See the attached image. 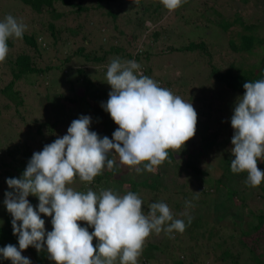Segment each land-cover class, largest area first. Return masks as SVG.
I'll return each mask as SVG.
<instances>
[{
  "label": "trees",
  "instance_id": "obj_1",
  "mask_svg": "<svg viewBox=\"0 0 264 264\" xmlns=\"http://www.w3.org/2000/svg\"><path fill=\"white\" fill-rule=\"evenodd\" d=\"M189 1L194 2L190 8H183L181 13L172 11L173 20L181 18L182 26L203 22L220 27L222 36L226 35L227 49L232 53L228 64L223 67L215 65L211 59L213 47L208 41L189 40V33L183 32L180 33L182 44L171 42L173 35L164 34V27L159 21L160 14L167 10L160 0H95V5L84 0H0V10L3 11L0 20L11 14L26 25L22 38L7 41L8 55L4 62H0L2 103H9L11 109L20 114L28 108L25 105L28 95L34 91L38 95L40 92L35 88L43 85L45 92L41 101H50L51 92L55 91V100L77 106L85 102L93 107L99 116L100 129L93 131H97L101 138L107 136L111 139L118 125L101 104L107 102L111 91L106 80L107 66L113 59L120 58L136 61L145 76L186 102H191L199 120L197 124L204 126L205 132L207 123L221 121L218 115L221 108L212 98L205 96H192L187 100L186 92L188 90L190 94L191 88L173 87L170 81L154 75L152 60L155 56L173 51L193 54V57L196 53L207 56L210 78L228 92L242 96L245 82L264 79V9L260 8L259 0ZM184 4L187 5L188 1ZM95 10H100V16L93 14V17L86 18L89 12ZM229 11H233L232 14ZM24 12L28 16L20 17ZM62 16H72L74 25L57 23ZM160 39L165 47H156ZM51 50L56 51L53 61L48 55ZM207 100L210 103L204 111L199 104ZM50 112L51 109L46 107L47 116ZM81 115L83 113L79 112L72 119ZM200 115L205 117V121ZM53 116L52 121L48 117L37 123L36 134L43 137L36 141L33 133H17L11 124L0 130V248L8 244L18 247V237L12 232V217L3 203L4 193L11 191L5 181L19 178L32 154L54 142L57 130L61 128L62 131V125L70 124V119H64L67 116L64 112H54ZM59 122H62L61 126ZM102 125L106 134H102ZM204 132L205 138L210 140L205 143L207 148L217 143L223 145L222 151L227 153L226 142L231 143L232 137H225L217 130L209 129L208 134ZM192 143L187 142L191 144L188 150H168V158L151 172H137L135 167L120 164L118 155L113 152L109 158L116 160L117 167L114 170L105 167L102 174L87 187L97 194L110 186L121 190V196L131 191L142 199L146 214L151 203L163 202L169 206L174 219L184 220L186 228L183 233L153 232L145 242L138 264H264V236L259 235L264 229V206L258 204L259 199L264 201V181L257 187H251L246 182V172L233 173L227 168L221 176L213 178V183H205L209 181V175L198 158L206 153L201 151L196 155L197 148H193ZM262 161H257L259 170ZM137 167L143 169L144 165ZM132 168L137 177L129 171ZM185 169L192 172V176L184 172ZM125 170L131 173L117 177L118 172L124 175ZM168 171L173 174L170 182L165 179ZM261 171L264 172V169ZM230 177L235 182L229 185L226 180ZM203 178L208 181L203 182ZM76 180L80 179L77 177ZM167 182L174 184L173 194L159 199L165 193L163 187L167 186ZM76 190L81 191L80 188ZM83 192H86L85 189ZM27 199L35 209L39 202L37 197L29 195ZM41 219L45 221L46 232L51 231V217L41 214ZM80 226L87 227L90 233L94 230L86 222ZM96 243L94 238L93 244ZM21 254L30 258L31 264H54L46 251L38 253L31 246ZM0 264H11V261L0 256ZM115 264H119V260Z\"/></svg>",
  "mask_w": 264,
  "mask_h": 264
},
{
  "label": "clouds",
  "instance_id": "obj_2",
  "mask_svg": "<svg viewBox=\"0 0 264 264\" xmlns=\"http://www.w3.org/2000/svg\"><path fill=\"white\" fill-rule=\"evenodd\" d=\"M160 2L171 12L185 0ZM25 30L26 25L11 14L0 20V62L8 55L7 41L22 38ZM106 80L111 91L101 107L118 125L111 139L90 131L91 117L81 115L65 135L32 154L19 178L6 179L11 191L4 193L3 203L12 217L18 247L6 245L0 248V256L11 264H31L21 254L30 246L38 253L46 251L54 264H115L117 260L138 264L153 232L185 231L184 220L174 219L166 203H151L146 214L142 199L131 191L121 196L111 189L97 194L71 186L77 177L91 183L105 167L114 170L117 162L109 158L113 152L120 164L151 172L168 158V150H181L195 135L197 113L192 103L145 76L136 61L113 59ZM243 89L230 119L234 157L230 169L246 172V182L257 187L264 181V172L257 166L258 160H264V79L245 82ZM141 164L143 169L137 167ZM29 195L39 201L35 209ZM41 214L51 217V231L46 232ZM81 221L94 230L90 233L81 227Z\"/></svg>",
  "mask_w": 264,
  "mask_h": 264
},
{
  "label": "rangeland",
  "instance_id": "obj_3",
  "mask_svg": "<svg viewBox=\"0 0 264 264\" xmlns=\"http://www.w3.org/2000/svg\"><path fill=\"white\" fill-rule=\"evenodd\" d=\"M84 1L87 4L95 5V0H84ZM187 1H188L187 5L183 3L179 8H177L174 11V13L175 12L181 13V10L183 8H186V7L190 8V4L194 3L189 0ZM259 1L261 2L260 8L262 7L264 9V0H259ZM232 12L229 11L228 13L232 14ZM172 13H173L172 11L170 12L168 10H164V13L160 14V16L161 15L162 16L159 19L160 23H162L161 26L164 27V30H165L164 34L168 33L167 35H173L171 42L173 41V43H175L176 45L182 44L183 38L181 37L180 33L187 32L189 33L187 36L189 40L203 39L205 41L212 43L213 48L211 51L212 52L211 59L214 60L215 65L219 67H223L224 65L228 64V60H229L228 57L232 56L231 55L232 53L227 49L228 47H227L226 35L222 36L220 27H218L215 24H210V23L204 24L203 22L189 23L188 25L182 26L181 21H180L181 18L178 20H173L174 13L173 14ZM189 13L190 11H188L187 13L188 16H189ZM1 14H3V11L0 10V15ZM93 14H96V17H97V16H100L101 12L100 10L91 11L88 13V16L86 18L93 17L92 16ZM25 16H28L26 12L20 15V17H25ZM96 17L94 16V18ZM177 21H180V22L178 23ZM61 22H64L65 26L74 25V22L72 21V16H64V17L62 16L61 18H58L57 23L61 24ZM83 22H84V19H83ZM106 31H108V29ZM102 32H105V31L102 30ZM262 36H264V34ZM161 39L160 41L157 42L156 47H159L160 45L162 47L166 46V45L164 46L163 41ZM166 41L168 43V40ZM55 53L56 51L54 50H51V52L48 53L52 61H53L52 56H54ZM207 59H208L207 56H204V55L199 56L198 53H196L194 57H193V54H188V53L185 54V53H181L180 51L164 53L162 55H158L153 58L152 73L160 78H163L164 80L170 81L173 87L177 85H181L182 88L186 90L188 88H191L190 94L188 90L186 92V94H188L186 96L187 100L191 98L192 96L194 97L197 95H200L203 97L205 96V98H212L214 102L218 105V107L221 108V114H218L220 116L221 121L213 122L211 124L207 123L205 132L203 131V128H205L204 126L200 125L199 123L196 124V131H195L194 137L187 141V142L189 141L193 142L192 143L193 148H197L196 155H198L197 153L198 152L200 153L201 151H204L206 153L204 154L202 158L200 159L198 158V160L202 162L201 165L203 167V170L206 171V173L209 175L208 176L209 181L206 180L205 178L201 180H203V182L208 181L205 183L211 184L213 183L214 177H218L223 174V170L228 168L227 170L231 171L230 163L234 157L231 155V152H230V149L232 148V145L230 142H226L228 143L226 146L227 153L222 151L223 145L220 146L217 143L216 145H219V146L214 145L212 147L207 148L208 145L205 143H207V141L209 142L210 140L208 138H205V134H203V132L208 134L207 131L209 129L213 131L217 130V131L224 133L225 137L226 136L232 137L233 130L230 124V119L233 114L234 102L236 98L241 95L233 93V92L231 93L228 92L226 88H224L223 86H220L219 83L215 82L213 79L210 78L209 76L210 69L207 65ZM26 82H29V80ZM26 84H29V83H26ZM35 84H37L36 81H35ZM35 84L33 86H36ZM35 90H37L40 93L36 95L35 94L36 91H34L32 95L30 94L28 95V98L25 101V105L28 106V108L25 109L24 111H21L20 114L16 113L13 110V108L11 109V106L9 103H2V100H1L2 97L0 96V130L3 129L2 127L8 124H11L13 127H15V132L17 131V133L18 131H20V133L22 134L25 133L26 135L29 132L33 133V135L35 136V141H36V140H39L38 138L43 137L42 135L36 134L35 127L37 123H39L40 121L46 120L48 117H50V120L52 121V119H54V116H53L54 112H57V111L64 112L65 115H67L65 116L64 119H70L71 121L74 120L72 118L75 116V114L81 112L83 113V115L91 117L90 131L100 130L99 129V116L97 113H95L94 108L88 105L87 103L82 102L79 106H77L69 102H63L62 100L60 101H58L57 99L55 100V95H56L55 91L53 92L50 91L51 92L50 101H45V100L41 101L40 98L41 97L43 98L44 92H45L44 86L41 85L40 87L35 88ZM209 103H210L209 100L202 102L201 104H199L200 109L202 108L204 109V111L207 110L206 107H207V104ZM46 107L51 109L49 116H47L46 114ZM218 115H216V117H218ZM69 116H71V118H69ZM200 116L205 121V117L202 115ZM71 121H70V124H71ZM70 124L69 125L66 124L63 126L62 122H59L58 125L60 126L62 125V131L60 130L61 128H59L60 126H58L59 129L57 130L56 137H62L63 135H65L67 133V128L70 126ZM16 125L18 126V128ZM101 130H102V134H106L105 128L103 125H102ZM7 132H10V131H7ZM95 132L97 133V131ZM214 140H217V138H215ZM187 142L185 143V145L187 144ZM189 147H191V144L190 145L187 144V146L183 147L182 149L183 151L188 150ZM171 165H173V163ZM123 169L128 170L127 167H123ZM263 169H264V161L260 163V170H263ZM129 171L132 172L133 176L137 177V174L134 173V168H132ZM129 171L125 170L126 173L124 175L121 174V172H118L117 177L121 178V176H126L127 174L129 175L131 173ZM184 172H187V170L185 169ZM187 173L190 176H192V172L189 171ZM172 176L173 174L170 171H168L167 177L165 179L168 182H170L169 179H172ZM223 177H226V176L223 175ZM226 181L230 185L235 182V179L230 177V179H227ZM168 182H167V186L163 187V192L165 193L160 195L159 199L161 198L166 199L169 196H172L173 193L171 192H173V189H175V187H173L174 184L172 185L171 183H168ZM71 186L75 189L80 188L81 191H83L84 189L85 191H87L88 188H91V187H87V186H91L90 183L82 182L81 180H75ZM106 188H107L106 190H108V187ZM110 188L112 191L120 195L121 190H118L114 186H110ZM211 199L209 198V200ZM213 202L215 203V201ZM258 204L264 206V201L262 200V198L259 199ZM207 211L209 212V209ZM78 223L82 224L83 222H78ZM259 235L264 236V229L259 233Z\"/></svg>",
  "mask_w": 264,
  "mask_h": 264
}]
</instances>
